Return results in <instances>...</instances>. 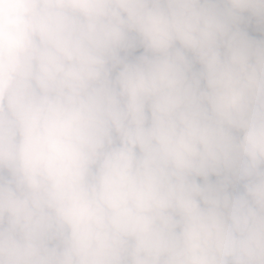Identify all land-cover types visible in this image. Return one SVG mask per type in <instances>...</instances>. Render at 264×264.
Masks as SVG:
<instances>
[{
  "label": "clouds",
  "instance_id": "obj_1",
  "mask_svg": "<svg viewBox=\"0 0 264 264\" xmlns=\"http://www.w3.org/2000/svg\"><path fill=\"white\" fill-rule=\"evenodd\" d=\"M0 264H264V0H0Z\"/></svg>",
  "mask_w": 264,
  "mask_h": 264
}]
</instances>
